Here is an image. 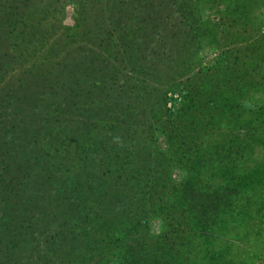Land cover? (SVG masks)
<instances>
[{
    "label": "rangeland",
    "instance_id": "374dc122",
    "mask_svg": "<svg viewBox=\"0 0 264 264\" xmlns=\"http://www.w3.org/2000/svg\"><path fill=\"white\" fill-rule=\"evenodd\" d=\"M129 1L131 5L122 12L125 15L119 21L110 17L118 10L112 0H0V142L7 140L10 148V143L20 135L21 126H27L38 114L32 122L35 129L29 131L36 132L38 124L42 123L44 133H34L35 138L42 141V137L47 136L48 142L55 143L54 147L60 152H54L53 160H71L84 140L80 137L82 132L93 131L83 126L84 123L115 122L108 107L112 100L99 106L96 99L85 100L87 88L81 79L83 72L78 70L83 68V56H90L87 66L91 65L92 72L100 76L103 65L115 62L119 53L137 52L139 63L147 61L157 66L150 80L138 81L140 86L144 83L148 87L140 97V107H144L140 121L144 122H136L148 124L147 133L142 134L143 141L157 143L164 162L171 163L170 179L176 180L184 179L188 169L177 155L183 157L184 149H189L187 157L195 155L196 150L189 146L196 148L202 142L211 152L201 154L208 156L204 165L201 161L198 167L189 166L191 179L201 189H219L227 181L230 198L219 202L218 210L207 211L220 217L198 215L204 221L199 228L186 216L188 212L163 211L165 200L172 195L171 180L169 176L159 179L139 205V214L143 213L148 222L138 237L148 244L141 242V250L138 248L135 253L126 252L127 246L134 243L131 238L134 234L124 236L118 232L123 226H103L92 231L94 238L88 240L81 235L78 226L73 225L75 233L68 235L60 212L63 202L56 198L50 205L54 211L48 205L39 221L41 224L53 222L40 236L43 245L36 249L27 246L30 259L26 262L104 264L106 260H116L117 264H147L145 261L151 260L150 264H156L152 256L155 253L171 264H264V111L260 109L256 113L255 109L249 110L241 104L242 99L251 100L255 107L264 103V86L251 85L250 78H246L252 67L264 64V0H167L168 6L157 11L169 16L157 23L150 38L139 42L140 36L136 37L134 42L138 39L139 45L134 43L133 51L123 44L120 32L123 27L126 30L129 27L130 32L141 34L136 16L142 13L141 9L148 13V8L139 5L140 1ZM178 32L180 36L175 40L173 35ZM156 43H165L163 53L162 45ZM139 63L136 62V66L139 67ZM150 63L142 68L151 67ZM121 66L119 71L109 70V75L115 77V84L109 89L114 94L121 91L120 83L130 75V70ZM143 73L147 75L146 69L136 72L138 77H144ZM237 74L243 77L235 78L239 83L228 84V79L232 80L229 76ZM131 75L128 79L134 81L135 73ZM74 81L80 84L70 91ZM186 87L198 89L202 95L184 101ZM115 98L120 104V98ZM91 106L99 111L88 113ZM87 114L88 119L82 117ZM77 123L83 124L78 126ZM242 124L245 130L239 129ZM163 127L168 133L180 136L174 137L171 143L166 142L164 132L161 133ZM247 127L253 135H249ZM142 128L136 127V131L139 133ZM72 133L81 140L74 139ZM239 143L244 145L241 152ZM221 145L223 152H215ZM65 146L69 155L63 158ZM237 160L244 163L237 164ZM225 162L230 164L226 168ZM246 170L252 171L249 185L235 189L236 179L229 175H244ZM199 208L197 211L202 210ZM162 234L166 236L163 238ZM32 236L33 232L25 237L31 239ZM43 238L48 241L44 242ZM152 243L158 248L149 247ZM134 256L141 260L135 262ZM23 260L21 257L13 264H27L21 262ZM8 261L0 251V264H9Z\"/></svg>",
    "mask_w": 264,
    "mask_h": 264
},
{
    "label": "trees",
    "instance_id": "16d2710c",
    "mask_svg": "<svg viewBox=\"0 0 264 264\" xmlns=\"http://www.w3.org/2000/svg\"><path fill=\"white\" fill-rule=\"evenodd\" d=\"M112 1L115 7L117 6L116 8H118L115 14L119 16L112 14L110 17L120 21L125 15L122 12H125L128 4L131 5V1ZM137 1H140L139 5L148 8V13H146L144 9H141L142 13L140 12V15L138 14L136 16L139 24H141L138 27L141 34L136 33L134 30L130 32L131 30L129 27L127 28L128 30H126V27H123L120 32L122 36L121 39L124 42L123 44L130 46L132 48L131 51L135 50L134 46L136 43L139 45V42L150 38V34L153 36L152 33L156 30L155 27L157 23L160 20H164L165 16H169L168 14H160L157 11V9L161 11L165 6H168L169 3L167 0ZM138 36H140L139 40L137 39L139 42L137 40L134 42ZM178 36H180L179 32L177 35H173V38L177 40ZM124 38H127V41H125ZM160 40L161 39H156L157 42ZM149 41L153 42L155 39H150ZM156 44L157 46L162 45L161 52L163 53L165 43ZM151 51L153 52V47ZM135 53L137 52H129L127 54L123 52L119 53V56H117L118 58H115V62H107L103 65L104 69L103 67L100 68L103 69L102 73H100L101 77L98 76L99 74L95 75L94 72H92L93 67L91 65L87 66L88 62L91 61L90 56H83L85 59L81 63L83 68L79 67L78 70H80L81 73L83 72L82 76H84V78L81 79L84 80L85 87L87 88L85 95H87L88 98L85 100L96 99L98 100V106L112 100L113 103H108V107L109 114H112L111 118L115 119V122L107 123L106 125L100 123H77L78 126L82 124L83 126H89L93 128V131L87 129L83 131L82 134L80 133L81 139L84 140L79 143V151L76 152V155H73L71 160H53L51 156L54 155L55 151L59 150L58 147H54L55 143L53 141L48 142L47 136L42 137V141L35 138V134L44 133V131H42L44 126L42 123L38 124V128L36 127L35 134L29 131L30 128L35 129L33 125L35 123L32 124V122L36 120L35 117H37L38 114L31 118L32 120L30 123H27V126H21L19 129L20 135L15 139L14 143H10V148L6 145L7 140L5 142H0V251L3 253L6 261L9 260V264H13L16 259L20 260L21 257L24 258L21 262H26V260L30 259V256L26 252L27 246L32 245L36 249L42 244L40 236L43 235L45 229L53 222L48 221V223H46L45 221L42 223L44 225H42L39 221L41 220L42 212L46 210L48 205L50 206L55 203L56 198H60V203L61 200L63 202V205L61 204L63 209H61L60 212L63 225H65L64 229L67 231L66 233L68 235L75 233L73 225H77L81 235L85 236V239L88 240L94 238L91 236L92 231H98L103 228V226L104 228H106L107 225L112 226L113 224L115 227L123 226L118 232L122 233L124 236L131 232L134 234L131 238L135 244L133 243L127 246L126 252L129 250L138 252L137 250H141L140 246L142 243L145 246L148 244L141 239L140 241L138 237L139 233L141 234V228L148 222L143 213L139 214L138 209L144 194L149 193L154 183H159V179L163 180L165 176H169L168 180H171L172 195H169V199L167 198V200H165V206L162 207L163 211L182 210L188 212L186 216L188 215L192 224H198V226L204 223L198 215H210L209 212H207L208 210L213 208L218 210L217 204L230 198L227 193V188H229L227 181H225L224 187L221 186L223 188L220 187L221 189H201L195 184V181L191 179V170L189 166L198 167V163H201V161L203 163L201 164L204 165L208 161V156L201 154L203 151H205L207 155L211 152V149H206V146L203 147L204 144H202V142L196 148L189 146V148L196 150L195 155L187 157L189 149L182 150L183 157L177 155L179 159L183 160L187 165L188 169L184 179L176 180L173 178L170 179L171 170L169 169V165L171 163L169 161L164 162L165 159L161 157L157 143H153L154 140L147 142L143 141L142 138L145 136L142 134L147 133L148 124H136V122H144L140 121L142 118L140 116L142 115L141 112L144 110V107H140L142 102L140 97L143 95L141 94L143 93V89L148 91V87L144 83L140 86L139 82L150 80L151 76L156 72L157 66L151 65L149 62L151 67L145 68L147 75L143 73L144 77H138L136 72H145L142 66L144 67L145 64L149 65V63L147 61H140L141 63H139V58H136ZM125 56H128V59H125ZM122 62L126 64H122ZM136 62L140 64L139 67L136 66ZM121 65L130 70V75L126 77L131 78V74L135 73L133 76L135 80L130 81L128 78H125L123 83H120L121 86L119 85L121 91L114 94L110 92L109 89L115 84V77L113 74L109 75V70L112 71L117 69L116 71H119V69H122ZM263 66L264 64L260 63V65L252 67L251 71H248L249 77L246 78H250L249 81L251 85L261 84L264 86V71H262V74L260 72ZM88 68L90 71L87 70ZM148 68L149 71H147ZM94 71H96V69H94ZM229 77H232V80L228 79V84H235V82L238 84L239 81H236L235 78L239 80L243 78L238 74L234 77ZM127 79L129 81H127ZM78 82L74 81L72 84L73 86L69 87V90L71 91L72 89V91H74L73 88H76L79 86L78 84H80ZM153 88H156V85L153 84ZM127 94L129 98H125ZM200 95L202 94L198 89L190 90L186 87L183 100L192 101ZM115 97L120 98V104L116 103ZM211 100L212 99H209V101ZM75 102V100L72 101L73 104ZM133 102L134 106H132ZM241 104L242 106H247L249 110L255 109L254 111L256 113H259L260 109L264 111V103L255 107L251 100L242 99ZM96 110L99 111L95 106H91L87 109V112L93 114V111ZM70 113L69 111L68 114ZM89 116L90 115L87 114L82 117L88 119ZM141 126H143V128ZM136 127L142 128V130L138 133ZM249 128L250 127H247L250 131L249 135H253V132ZM152 129L153 131L155 130L154 127ZM239 129L245 130V124L240 125ZM246 132L248 133V131ZM161 133H163L166 138V142L170 143L173 142L174 137L180 136V134L172 135V133H168L164 127ZM140 134L142 137H140ZM72 135L74 136L75 134L72 133ZM76 136L77 135L73 138L80 139ZM211 144L212 143H210V146H212ZM238 146V151L241 152L244 145L239 143ZM66 150L65 146L64 149H62L63 158L69 155V152ZM223 150L224 148L222 145L214 149L217 153H222ZM234 162L235 160L231 163L234 165ZM237 162L239 161L237 160L236 163ZM239 163L243 164L244 160H241ZM229 165V163L225 162L223 166L226 168ZM243 172L244 175L240 173L238 175H229L232 179H236V183H233L235 189L239 186H247L250 183L252 171L246 170ZM112 175H114L113 178ZM193 183L196 186H193ZM64 200H66L65 204ZM28 203H30V206L27 205ZM193 203H195V206ZM199 207H201L202 210L197 211V209H200ZM51 210L54 211V208L51 207ZM52 211H49V213ZM208 215H205L204 218H207ZM210 216L220 217L218 214L217 216ZM175 219L177 221L179 220L178 218ZM199 228H201V226H199ZM31 232H33L31 239L25 237ZM136 234L137 237L135 236ZM163 235L164 234H162V237L164 238L166 235ZM61 236H63V233ZM118 236L119 235L116 237ZM71 238L72 236L70 239ZM42 240H44V242L48 241L47 238H43ZM159 241H161V239ZM28 243L29 245H27ZM43 247L48 248L46 246ZM149 247L153 249L158 248L157 246L154 247V244L153 246L149 245ZM9 249H11L10 252L7 251ZM139 252L141 253L142 251ZM152 256L155 257L153 262H156V264L172 263L171 261V263H169L167 259L162 261V257L159 259L155 253H153ZM134 257L135 260H137L135 262L141 260V258ZM28 262L29 261L26 263L28 264ZM117 262L116 260H106L104 264H117ZM145 263L150 264L151 260L145 261Z\"/></svg>",
    "mask_w": 264,
    "mask_h": 264
}]
</instances>
